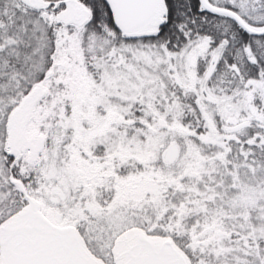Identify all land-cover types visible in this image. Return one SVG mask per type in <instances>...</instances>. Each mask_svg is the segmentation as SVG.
<instances>
[{
	"label": "snow or ice",
	"instance_id": "6c2138e0",
	"mask_svg": "<svg viewBox=\"0 0 264 264\" xmlns=\"http://www.w3.org/2000/svg\"><path fill=\"white\" fill-rule=\"evenodd\" d=\"M0 264H264V0H0Z\"/></svg>",
	"mask_w": 264,
	"mask_h": 264
}]
</instances>
